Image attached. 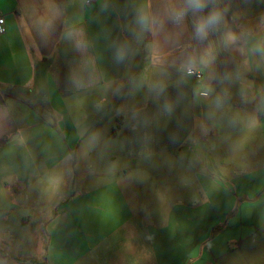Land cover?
<instances>
[{
	"label": "crops",
	"instance_id": "0c3cea01",
	"mask_svg": "<svg viewBox=\"0 0 264 264\" xmlns=\"http://www.w3.org/2000/svg\"><path fill=\"white\" fill-rule=\"evenodd\" d=\"M206 2L176 19L186 0H0V264H264V187L240 185L237 201L231 185L207 174L190 184L184 169L172 184L180 192L173 210L157 224L151 212L144 248L137 246L131 207L159 199L163 206L171 185L163 168L153 181L154 160L244 127L235 93L206 88L241 61L248 32L264 28L255 25L263 0ZM212 12L220 19L201 38L196 23ZM190 61L199 79L187 73ZM127 77L130 105L120 124L85 134L102 143L106 166H87L82 187L58 200L68 172L35 161L63 163L73 150L66 144L80 142L84 104H106ZM29 96L40 97L36 107ZM27 154L35 166L25 165ZM105 197L116 222L101 214ZM72 230L85 248L64 263Z\"/></svg>",
	"mask_w": 264,
	"mask_h": 264
},
{
	"label": "rangeland",
	"instance_id": "374dc122",
	"mask_svg": "<svg viewBox=\"0 0 264 264\" xmlns=\"http://www.w3.org/2000/svg\"><path fill=\"white\" fill-rule=\"evenodd\" d=\"M261 5H263L262 9L264 11V0ZM258 23H264V15H260L257 18L255 25H258ZM248 34L250 36L248 38L247 36L245 37V55H243L241 61L229 68L228 72L223 75L216 86L206 88L208 89V94L216 92L227 95L231 90L235 93L232 100L239 104L237 113L243 118L244 127L240 131L236 130L235 133L228 135L214 136L212 134L207 140H196L195 147L183 146L179 149H173L164 157L154 160L155 173L151 175L153 181L157 182L162 179L160 172L163 168L164 171L169 170L168 175L171 185L166 198H164L163 206H160L159 203L161 201L159 199L155 201L153 206L137 205L136 207H131V211L139 218V237L137 240L139 250L144 248L142 233L147 225L146 221L149 214L154 212L153 223L157 224L165 217L168 211L173 210V205L177 201L176 197L180 192L173 188L172 184L176 185L180 183L181 169L185 170L184 180H187L188 183H196L195 174H207L212 176L218 183L222 182L231 185L235 197V194H237L236 189L240 185L242 189L256 188L260 184L264 187V28L255 33L253 30H250ZM132 81L130 77L120 81L114 96L106 104L98 102L94 107L90 106L89 103L85 107L86 103L84 104V111L89 115L86 121L77 122L79 126L76 127V131L80 137V142L66 144L69 147L73 146V150L63 163L52 164L48 160L44 164H40V160H34L39 164V167L42 165L50 169L52 165H56L57 170L64 169L66 173L68 172L69 177L66 180L58 182L59 184H66L64 187L66 191H62L61 197L57 196L58 200L63 198L64 195V197H69V188L71 190V187H73L76 191L82 187L87 166L95 168L106 166L100 160L103 154L99 153L101 151L99 150V146L102 143H99L97 140L91 143L85 137V134L88 131H95L96 127H99V134H103V129L105 130L107 127L112 132V127L117 122L116 117L122 111L129 108V86ZM39 98V96H29V101L34 105L35 102L39 101ZM93 99H96V97L93 96ZM79 118L80 116H78L77 112L73 111V119L78 120ZM26 146L28 148L27 143ZM89 148L94 149L92 155H89ZM105 155L108 156L107 153ZM117 160L120 161V164L125 165V167L129 168L131 165L126 159L119 160L117 158ZM34 161L31 162V158L27 154L24 162L26 166H35ZM46 193L47 196H51L49 191ZM245 193H248L247 189H245ZM156 194L154 192V198H156ZM248 194H251V192ZM262 194H264V188L262 189ZM138 196L143 201L149 199V197L144 198L143 194L139 192ZM194 197L188 196V201L194 200ZM238 198L237 201L242 199L241 196ZM68 240H70L72 247L66 245L68 260H65L64 263L69 262L70 258L76 256L85 248L84 235L81 232L78 233V231L72 230L68 236ZM76 264H80V261Z\"/></svg>",
	"mask_w": 264,
	"mask_h": 264
},
{
	"label": "clouds",
	"instance_id": "9594fccd",
	"mask_svg": "<svg viewBox=\"0 0 264 264\" xmlns=\"http://www.w3.org/2000/svg\"><path fill=\"white\" fill-rule=\"evenodd\" d=\"M207 7L206 0H186V7L185 9L177 12L175 15L176 19H183L184 15L188 10H191L193 13L202 12ZM220 19V15L217 12L210 13L207 17L201 18L196 23V33L199 37L204 38L207 35V32L210 28H212L215 24L218 23ZM146 18H141V24H146ZM193 66V62H189V70Z\"/></svg>",
	"mask_w": 264,
	"mask_h": 264
},
{
	"label": "snow or ice",
	"instance_id": "6c2138e0",
	"mask_svg": "<svg viewBox=\"0 0 264 264\" xmlns=\"http://www.w3.org/2000/svg\"><path fill=\"white\" fill-rule=\"evenodd\" d=\"M254 127V125H253ZM102 216L105 220L116 222V213L110 198L105 197L102 202ZM195 254V253H194Z\"/></svg>",
	"mask_w": 264,
	"mask_h": 264
},
{
	"label": "built area",
	"instance_id": "2783aa9c",
	"mask_svg": "<svg viewBox=\"0 0 264 264\" xmlns=\"http://www.w3.org/2000/svg\"><path fill=\"white\" fill-rule=\"evenodd\" d=\"M86 2H91V0H86ZM4 18L0 14V32L3 30L2 24H3ZM187 73L191 74L194 78L199 79L201 77V72L197 68H191V70L187 69Z\"/></svg>",
	"mask_w": 264,
	"mask_h": 264
},
{
	"label": "trees",
	"instance_id": "16d2710c",
	"mask_svg": "<svg viewBox=\"0 0 264 264\" xmlns=\"http://www.w3.org/2000/svg\"><path fill=\"white\" fill-rule=\"evenodd\" d=\"M119 124H120V121L119 119H117L116 126H118Z\"/></svg>",
	"mask_w": 264,
	"mask_h": 264
}]
</instances>
